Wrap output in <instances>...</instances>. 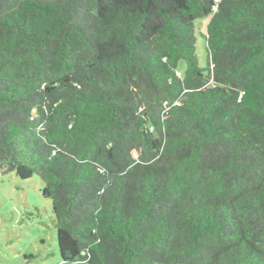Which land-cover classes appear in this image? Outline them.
<instances>
[{
	"label": "trees",
	"instance_id": "16d2710c",
	"mask_svg": "<svg viewBox=\"0 0 264 264\" xmlns=\"http://www.w3.org/2000/svg\"><path fill=\"white\" fill-rule=\"evenodd\" d=\"M0 169L64 264H264V0H0Z\"/></svg>",
	"mask_w": 264,
	"mask_h": 264
},
{
	"label": "rangeland",
	"instance_id": "374dc122",
	"mask_svg": "<svg viewBox=\"0 0 264 264\" xmlns=\"http://www.w3.org/2000/svg\"><path fill=\"white\" fill-rule=\"evenodd\" d=\"M210 15L194 21L196 54L205 63L204 39ZM185 62L177 67L183 75ZM37 176L21 179L14 172L0 169V264H64L59 256L51 202L40 194Z\"/></svg>",
	"mask_w": 264,
	"mask_h": 264
},
{
	"label": "built area",
	"instance_id": "2783aa9c",
	"mask_svg": "<svg viewBox=\"0 0 264 264\" xmlns=\"http://www.w3.org/2000/svg\"><path fill=\"white\" fill-rule=\"evenodd\" d=\"M219 0H215V2H218Z\"/></svg>",
	"mask_w": 264,
	"mask_h": 264
}]
</instances>
